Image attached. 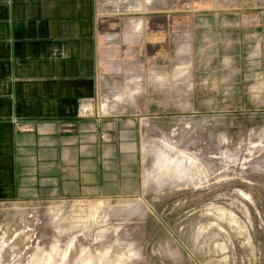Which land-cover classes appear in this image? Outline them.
Masks as SVG:
<instances>
[{"label": "rangeland", "instance_id": "1", "mask_svg": "<svg viewBox=\"0 0 264 264\" xmlns=\"http://www.w3.org/2000/svg\"><path fill=\"white\" fill-rule=\"evenodd\" d=\"M133 1L99 0V9L128 17ZM148 1L141 7L158 3L170 21L165 43L180 56L143 68L142 83L155 71L157 88L173 86L174 106L143 125L140 192L0 202V264H264V55L198 76L186 58L199 5L264 16V0ZM107 34L117 39L118 29Z\"/></svg>", "mask_w": 264, "mask_h": 264}, {"label": "crops", "instance_id": "2", "mask_svg": "<svg viewBox=\"0 0 264 264\" xmlns=\"http://www.w3.org/2000/svg\"><path fill=\"white\" fill-rule=\"evenodd\" d=\"M135 1L126 17L100 10L99 0H0V202L140 192L143 125L174 106L173 86L157 88L155 71L142 83L143 68L172 66L180 55L165 43L170 21L158 3ZM197 8L188 21L192 76L264 55L263 14ZM98 17L109 22L104 30ZM114 28L117 39L107 34Z\"/></svg>", "mask_w": 264, "mask_h": 264}, {"label": "bare ground", "instance_id": "3", "mask_svg": "<svg viewBox=\"0 0 264 264\" xmlns=\"http://www.w3.org/2000/svg\"><path fill=\"white\" fill-rule=\"evenodd\" d=\"M136 3H137V1H135ZM122 3V2H121ZM125 3H126V1H125ZM128 4V3H127ZM127 7V6H126ZM124 8V7H123ZM130 8V7H129ZM131 9V8H130ZM139 9H140V7H139ZM138 10V8L136 9V11ZM127 14V13H126ZM135 29V28H134ZM187 73V72H186ZM125 85V84H124ZM126 86V85H125ZM124 91V90H123ZM132 98V97H131ZM114 102V101H113ZM107 108V107H106Z\"/></svg>", "mask_w": 264, "mask_h": 264}]
</instances>
